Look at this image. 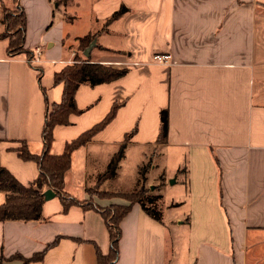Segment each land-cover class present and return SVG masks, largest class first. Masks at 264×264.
Returning a JSON list of instances; mask_svg holds the SVG:
<instances>
[{
  "label": "crops",
  "instance_id": "0c3cea01",
  "mask_svg": "<svg viewBox=\"0 0 264 264\" xmlns=\"http://www.w3.org/2000/svg\"><path fill=\"white\" fill-rule=\"evenodd\" d=\"M122 8L124 14L112 18ZM4 10L24 13L26 53L11 56L8 40L0 37L2 167L25 186L39 177L37 163L13 149L26 142L32 154L43 152L46 102L61 103L64 91L55 75L85 57L81 39L92 37L91 62L128 74L81 85L76 105L82 113L54 128L51 153L61 155L120 104L112 122L73 152L65 191L101 208L129 205L88 189L135 128L126 149L145 154L159 144L181 153L190 188V210L178 218L188 245L180 246L168 223L134 204L121 222L115 264H179L180 248L186 250L183 264H264V0H0V36ZM37 48L42 56L29 63ZM155 55L170 60L157 63ZM162 110L168 111L169 132L160 144ZM89 170L98 172L93 187L83 184ZM105 181L100 191L126 193L101 190ZM5 200L0 192V206ZM43 219L0 222V264H24L44 251L42 260L27 264H98V252L109 253L98 210L73 206L65 212L55 196L45 201Z\"/></svg>",
  "mask_w": 264,
  "mask_h": 264
},
{
  "label": "trees",
  "instance_id": "16d2710c",
  "mask_svg": "<svg viewBox=\"0 0 264 264\" xmlns=\"http://www.w3.org/2000/svg\"><path fill=\"white\" fill-rule=\"evenodd\" d=\"M124 12L125 8H122L112 18H117ZM3 23L6 26V32L0 37L8 40V52L10 55L18 56L26 53L24 50L26 30L24 13L22 11L19 12V10L12 12L4 10ZM91 41L92 37L89 36L81 39V51L84 52ZM76 60L74 64L66 66L55 75V83L63 84L64 91L61 103L50 104L48 101L46 102L45 123L42 133L43 152L40 155L32 154L26 142H21L20 147L13 149L24 161L37 163L40 172L39 177L30 185L25 186L8 169L0 165V192L6 196L4 204L0 206V222L44 221L45 192L50 189L60 199L65 212L73 206H80L98 210L102 214L110 237V250L107 255L98 252V264H115L119 257L122 220L130 212L134 204H140L150 217L161 221L156 210L152 207V205H156L157 197L144 195L146 192L144 188L140 192L136 191L134 193H112L102 192L98 187L102 181L116 177L120 164L125 158L126 147L136 134L137 128L126 135L120 150L112 157L106 173L100 177L96 188L88 189V192L93 196L97 195L103 198L122 197L130 203L129 205H112L107 208H101L93 201H80L65 191V175L71 169L73 152L88 144L97 133L112 122L117 115L120 104H114L110 113L100 123L78 139L67 143L61 155H53L51 153V147L54 142V128L58 125H68L71 114L82 113L76 105V92L81 85L95 87L116 81L128 74V69H117L101 63H94L86 58ZM168 132V111L162 110L160 114V133L157 142L160 144L166 143ZM57 243L58 240L50 244L49 247ZM44 252L36 254L30 259H24V264L42 260Z\"/></svg>",
  "mask_w": 264,
  "mask_h": 264
},
{
  "label": "rangeland",
  "instance_id": "374dc122",
  "mask_svg": "<svg viewBox=\"0 0 264 264\" xmlns=\"http://www.w3.org/2000/svg\"><path fill=\"white\" fill-rule=\"evenodd\" d=\"M83 14H85L84 18L88 15L85 12ZM84 23L85 21L82 20V24ZM73 44L75 43H68L67 48L71 49ZM82 57L80 59H83ZM80 166V161L77 159L75 168L79 169ZM186 168L185 156L171 148L156 144V146L148 148L144 154L131 147L126 149L125 158L120 164L116 177L106 180L100 189L134 193L140 192L144 188L146 190L145 193L143 192L144 195L157 197V203L152 207L156 210L161 221L170 226L169 233L172 239L178 240L180 246H183L184 243H187V237L184 236L182 239V235H180L178 218L188 214L190 210L188 203L190 188L188 174L185 172ZM90 170L89 176L83 184L93 187L98 169L94 172H90ZM80 189L75 188V192H80ZM175 221L176 223H174ZM172 239L170 237V241ZM182 249L179 250V264H183L186 259V250L183 253Z\"/></svg>",
  "mask_w": 264,
  "mask_h": 264
},
{
  "label": "built area",
  "instance_id": "2783aa9c",
  "mask_svg": "<svg viewBox=\"0 0 264 264\" xmlns=\"http://www.w3.org/2000/svg\"><path fill=\"white\" fill-rule=\"evenodd\" d=\"M42 56V49L37 48L34 50L32 56L28 59L29 63H34L36 62L40 57ZM170 60V56L168 55H155L154 56V61L157 63H168Z\"/></svg>",
  "mask_w": 264,
  "mask_h": 264
},
{
  "label": "water",
  "instance_id": "95a60500",
  "mask_svg": "<svg viewBox=\"0 0 264 264\" xmlns=\"http://www.w3.org/2000/svg\"><path fill=\"white\" fill-rule=\"evenodd\" d=\"M96 46V40L92 41L90 43V45L87 47V49L84 51L83 55L85 56L86 59H89L90 58V55H91V51L92 49ZM53 197H55V194L52 190H47L45 192V198L46 200H49V199H52Z\"/></svg>",
  "mask_w": 264,
  "mask_h": 264
}]
</instances>
